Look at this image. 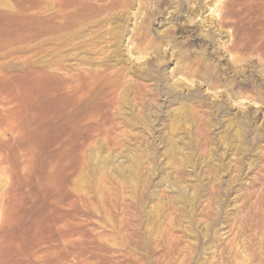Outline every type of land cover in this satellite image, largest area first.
Segmentation results:
<instances>
[{
	"label": "rangeland",
	"instance_id": "obj_1",
	"mask_svg": "<svg viewBox=\"0 0 264 264\" xmlns=\"http://www.w3.org/2000/svg\"><path fill=\"white\" fill-rule=\"evenodd\" d=\"M225 1L115 0L79 26L80 0H0V259L264 264V52L230 51ZM259 1L228 11L264 18ZM79 72L100 84L75 108L114 99L117 144L73 137L59 88Z\"/></svg>",
	"mask_w": 264,
	"mask_h": 264
},
{
	"label": "bare ground",
	"instance_id": "obj_2",
	"mask_svg": "<svg viewBox=\"0 0 264 264\" xmlns=\"http://www.w3.org/2000/svg\"><path fill=\"white\" fill-rule=\"evenodd\" d=\"M56 1V0H55ZM101 1V4L99 5V6H97V7H95L94 8V6H93V8L94 9H92V11H91V14H88L86 11H84V10H82V9H85L86 7H90L89 6V4L88 3H90L89 1H86V0H80V3H79V5L78 6H76V8H77V20H79L78 22H77V24H79V26H80V24H81V22H83L84 20H86V19H88L89 18V16L88 15H92L93 17H98V16H100V15H102V14H104V13H106V12H108L110 9H112V8H114L115 7V4H116V2H115V0H100ZM232 1L233 0H227V1H225L224 3L222 2V6L220 5V6H218V9H217V11L219 12L218 13V20L216 21L217 22V25L219 26V27H221L222 29L226 26H229L230 28H232V37L234 38L233 39V43H232V45L230 46V51H237V53H239L240 51L241 52H244V54L245 53H247V51H250V53H253L254 51H255V53H257V52H264V18H259V17H250V18H248L247 20H243V18H237L236 16L234 17V13L231 11H228V7L229 6H231V4H232ZM245 1V0H244ZM261 1V0H260ZM259 1V2H260ZM122 2V1H121ZM120 2V3H121ZM53 3H55V2H53ZM119 3V4H120ZM123 3V2H122ZM217 3V1L215 2V4ZM126 4V3H125ZM66 3H62L61 4V6H59V7H61V9L60 10H62V11H59L60 13L61 12H63V11H66V10H68L69 9V7H67L68 5H66ZM90 5H91V3H90ZM116 5H118V3L116 4ZM54 6H55V4H54ZM124 6V5H123ZM213 6V5H212ZM211 6V7H212ZM248 6H250V5H248ZM118 7V6H117ZM55 9H56V6L54 7ZM71 8V7H70ZM58 9V10H59ZM75 9V8H74ZM89 9V8H88ZM71 11V10H70ZM89 11V10H88ZM239 12V11H238ZM70 13V12H69ZM68 13V14H69ZM241 13V12H240ZM66 14V13H65ZM64 16V15H63ZM70 16V15H69ZM92 16H90V17H92ZM238 16V15H237ZM241 16V15H240ZM248 16V15H247ZM259 16V15H258ZM264 17V16H263ZM66 18V17H65ZM68 18V17H67ZM66 18V19H67ZM215 18V17H214ZM61 19V18H60ZM62 19H64V18H62ZM65 19V20H66ZM240 19V20H239ZM69 20V19H68ZM262 20V21H261ZM102 21V20H101ZM67 22V21H66ZM66 22H65V24H66ZM93 22V21H92ZM103 22V21H102ZM235 22H237V23H235ZM260 22H263V26H262V24H259V25H261V27H262V30H263V37L262 38H259V39H252V38H250V37H248L247 35H246V31L248 30V29H252L253 28V25L254 24H258V23H260ZM99 24H100V21L98 22ZM69 24V23H68ZM68 24H66V25H68ZM98 25V24H97ZM64 26V25H63ZM75 26V25H74ZM100 25H98L97 27H99ZM76 27H78V25L76 26ZM101 27V26H100ZM63 28V27H62ZM79 28V27H78ZM239 31H240V33H242L243 35H239ZM83 35V34H82ZM102 36H103V33H102ZM103 38H105L104 36H103ZM70 40V39H69ZM99 40V39H98ZM100 42H102V39L100 38ZM105 40V39H104ZM107 40V39H106ZM97 41V40H96ZM95 41V42H96ZM99 42V43H100ZM98 43V42H97ZM107 43V42H106ZM62 44H64V43H62ZM92 44V43H91ZM90 44V45H91ZM96 44V43H95ZM103 44V43H102ZM63 45H61V47H62ZM86 46V45H85ZM92 46H93V44H92ZM108 46V45H107ZM95 47V46H94ZM97 47H100V46H97ZM82 48V47H81ZM95 49V48H94ZM102 49V48H101ZM254 50V51H253ZM229 51V52H230ZM239 51V52H238ZM100 53V52H99ZM242 54V53H241ZM73 55V54H72ZM238 55V54H237ZM239 55H240V53H239ZM261 55V57L262 58H264V53H262V54H260ZM242 56V55H241ZM245 56V55H244ZM85 57V56H84ZM233 57V56H232ZM247 57V56H246ZM246 57H244V58H246ZM260 58V57H259ZM241 59V58H240ZM247 61V60H246ZM78 62V61H77ZM234 62V61H233ZM80 63V62H79ZM242 63H244V62H242ZM239 64V63H238ZM75 65V64H74ZM57 66V65H56ZM239 66V65H238ZM264 66V65H263ZM58 70H60V71H65V69H66V67L64 68V67H56ZM84 70V69H83ZM85 71V70H84ZM96 71V70H95ZM100 71V70H99ZM112 71V70H111ZM121 71V70H120ZM70 73V71L69 70H67V74H69ZM72 73V72H71ZM124 73V72H123ZM106 75H107V73H105ZM102 77V76H101ZM107 78V77H106ZM115 78H116V76H115ZM114 78V79H115ZM102 79V78H101ZM104 80H106L105 78H104ZM123 80V83L125 82L124 81V79H122ZM127 80V79H126ZM99 81H100V73H89V74H86L85 72L84 73H81V72H79V73H77V74H75V75H71L70 76V78L69 79H61V81H60V90H65L66 91V95H64V97L62 98V100L64 101V103H66V105H70V106H72V107H74L73 108V110L71 109V111H69V113L71 114V116L73 117L74 116V118L72 119L73 121H72V123H71V125H70V128H71V131H72V134H73V137L74 138H76V140L78 141V142H87V141H90V143H92V141L94 142V141H98V136L99 135H103V140L104 141H106V143H108V144H113V145H115V144H117V142H119V136H118V133H117V130H118V127L114 124V122H111V121H108V118H106L105 116H103L104 115V113L102 112V111H104V109L106 108V106H111V105H113V104H115L116 102H114L112 99H109V98H107V100H104V101H100V103L98 102L97 104H95L94 105V107H93V109H95V112L94 113H97V116L95 117H93V115H91L90 116V119H87V118H89V117H87V111L83 108V109H81L80 107H77L78 109H76L75 107H76V105L78 106H80V104L82 105V100H83V96L85 95V94H89L93 89L94 90H97L96 88H94L98 83H99ZM110 81L108 80V81H106L105 82V85H107L108 86V83H109ZM118 82V81H117ZM103 83V82H102ZM114 83V82H113ZM128 83H129V81H128ZM134 83V82H133ZM100 84V83H99ZM115 84V83H114ZM125 84V83H124ZM102 85V84H101ZM134 85H135V83H134ZM139 85V84H138ZM125 86H127V85H125ZM133 86V85H132ZM136 86V85H135ZM131 87V86H130ZM137 87V86H136ZM98 88V87H97ZM109 88V87H108ZM134 88V87H133ZM139 88V87H138ZM105 89V88H104ZM113 89V88H112ZM117 89V88H116ZM124 89H126V88H124ZM102 90V89H101ZM131 90V89H130ZM134 90V89H133ZM104 91V90H103ZM129 91V90H128ZM142 91V90H141ZM95 92V91H94ZM102 92V91H101ZM108 92V91H107ZM115 92V91H114ZM135 92H137L136 90H135ZM139 92H140V90H139ZM143 92H144V90H143ZM159 92V91H158ZM96 93V92H95ZM103 93V92H102ZM101 93V94H102ZM133 93V92H132ZM98 94L100 95V93L98 92ZM113 94H115V93H113ZM112 94V90H111V95H113ZM137 94V93H136ZM136 94H135V96H136ZM144 94V93H143ZM108 95H110L109 93H108ZM107 95V96H108ZM140 95V94H139ZM138 95V96H139ZM92 96V95H91ZM104 96V95H103ZM103 96H101V97H103ZM154 96V95H153ZM95 97V96H94ZM116 97V96H115ZM114 97V98H115ZM140 97V96H139ZM141 97H142V95H141ZM90 98V97H89ZM100 98V97H99ZM111 98H112V96H111ZM123 98H126V97H122L121 99H123ZM135 98V97H134ZM146 98V97H145ZM104 99V98H103ZM128 99V98H127ZM139 99V98H138ZM143 99V98H142ZM180 99V98H179ZM88 100V99H87ZM91 100V99H90ZM102 100V99H101ZM119 100V99H118ZM135 100V99H134ZM133 100V101H134ZM153 100H154V97H153ZM126 101V100H125ZM141 102H143V101H141ZM62 103V102H61ZM86 103H87V101H86ZM93 103V102H92ZM96 103V102H95ZM146 103V102H145ZM140 104V103H139ZM153 104V103H152ZM151 104V105H152ZM88 105V104H87ZM87 105H85L84 104V106L86 107ZM92 105V104H91ZM90 105V106H91ZM141 105V104H140ZM90 106H89V108H90ZM116 107H117V104L115 105ZM114 106V107H115ZM138 106V105H137ZM144 106V105H143ZM141 107V106H140ZM213 107H215V106H213ZM212 107V108H213ZM187 108V107H186ZM114 109V108H113ZM70 110V109H69ZM112 110V109H111ZM186 110V109H185ZM189 110H191V109H189ZM193 110V109H192ZM215 110V109H214ZM217 110V109H216ZM220 110V109H219ZM106 111V110H105ZM122 111V110H121ZM179 112V111H178ZM102 113V114H101ZM109 113H111L110 111H109ZM109 113H107V115H108V117L110 116L109 115ZM141 113L142 112H140V116H141ZM89 114V113H88ZM212 114H214V113H212ZM212 114H211V116H212ZM90 115V114H89ZM95 115V114H94ZM183 115V114H182ZM221 115V114H220ZM118 116V115H117ZM214 116V115H213ZM69 117V116H68ZM112 117H113V115H112ZM182 117V116H181ZM193 117V116H192ZM217 117V116H216ZM211 118V117H210ZM135 119V118H134ZM187 119V118H186ZM207 119V118H206ZM217 119V118H216ZM117 120V119H116ZM190 120H192V119H190ZM189 120V121H190ZM197 120V119H196ZM195 120V121H196ZM218 120V119H217ZM114 121V120H113ZM118 121V120H117ZM116 121V122H117ZM202 121V120H201ZM206 121V120H205ZM214 121H216L215 120V118H214ZM119 122V121H118ZM175 122V121H174ZM173 122V123H174ZM178 123H181V122H179V121H177ZM183 123H184V120L182 121ZM203 122V121H202ZM208 122V121H207ZM216 122H218V121H216ZM121 123V122H120ZM192 123V122H191ZM209 123V122H208ZM212 123V122H211ZM207 124V123H206ZM218 124V123H217ZM210 125V124H209ZM242 125V124H241ZM124 126V125H123ZM211 126H212V124H211ZM215 127V126H214ZM120 128H121V126H120ZM242 128V127H241ZM119 131V130H118ZM120 131H121V129H120ZM125 131V130H124ZM121 132H123V131H121ZM122 134V133H121ZM125 135V134H124ZM229 135V134H228ZM121 136V135H120ZM231 136V135H230ZM233 136V135H232ZM244 136V135H243ZM228 138V137H227ZM233 138V137H232ZM124 140V139H123ZM230 140V139H229ZM233 141L235 140V139H232ZM124 142V141H123ZM228 142V141H227ZM226 142V143H227ZM119 145V144H118ZM175 148V147H174ZM176 152V151H175ZM148 156V155H147ZM152 158V157H151ZM147 160H149V159H147ZM188 160H190V159H188ZM148 163V162H147ZM150 164V163H149ZM181 165V164H180ZM144 167H146L145 166V164H144ZM222 167V166H221ZM178 169V168H177ZM211 170H213V169H211ZM210 170V171H211ZM147 173V172H146ZM210 173V172H209ZM178 174V173H177ZM209 175V174H208ZM262 176V175H261ZM148 177V176H147ZM263 177V176H262ZM211 179V178H210ZM257 182V181H256ZM182 183V182H181ZM253 184V183H252ZM257 184V183H256ZM217 185V184H216ZM251 186V185H250ZM214 187V186H213ZM219 187V186H218ZM229 187V186H228ZM211 188V187H210ZM200 189V188H199ZM260 189V188H259ZM262 189V188H261ZM263 189H264V186H263ZM197 190V189H196ZM224 190V189H223ZM229 190H230V188H229ZM255 190V189H254ZM253 190V191H254ZM214 192V191H213ZM223 193V192H222ZM212 194V193H211ZM227 194V193H226ZM258 194V193H257ZM260 194H261V192H260ZM224 195V194H223ZM262 195V194H261ZM253 196V195H252ZM246 197V196H245ZM244 197V198H245ZM252 199V198H251ZM262 198L261 197H259V199H258V201H260ZM210 202V201H209ZM248 202V201H247ZM257 202V201H256ZM261 203V202H260ZM252 204H253V202H252ZM208 205V204H207ZM206 205V206H207ZM263 205H264V203H263ZM248 207V206H247ZM250 207H251V205H250ZM260 207V206H259ZM251 209H253V208H251ZM255 209V208H254ZM259 210V209H258ZM241 211V210H240ZM256 212V211H255ZM259 213V212H258ZM257 214V213H256ZM249 215H250V212H246L245 213V217L246 218H249ZM258 216H259V214H258ZM260 220V219H259ZM244 221V220H243ZM246 221V220H245ZM251 221V220H250ZM264 221V220H263ZM251 228V227H250ZM252 235V234H251ZM173 236V235H172ZM7 243V242H6ZM5 243V244H6ZM8 244V243H7ZM15 244H16V242H15ZM17 245V244H16ZM18 246V245H17ZM22 246H24V245H22ZM2 247V246H1ZM0 247V248H1ZM9 247H11L10 245H9ZM9 247H8V249H9ZM6 248V247H5ZM12 248V247H11ZM19 248H23V247H20L19 246ZM4 250V249H3ZM14 250V249H13ZM19 250V249H18ZM25 250V249H24ZM23 250V251H24ZM246 250V249H245ZM5 251V250H4ZM10 251V250H9ZM171 251V250H170ZM11 252L13 253L14 251H12L11 250ZM10 252V253H11ZM20 252V251H19ZM3 253V252H2ZM19 255V254H18ZM5 256V255H4ZM14 256V255H13ZM2 257H3V255H2ZM9 257V256H8ZM24 257V256H23ZM22 257V258H23ZM11 258H13V257H11ZM2 259H4V257L2 258ZM2 259H0V264H6ZM9 259H10V257H9ZM9 259H8V262H9ZM12 260V259H11ZM22 260V259H21ZM21 260H20V262H21ZM25 262V261H24ZM40 262V261H39ZM38 263V262H37ZM10 264V263H9ZM20 264V263H19Z\"/></svg>",
	"mask_w": 264,
	"mask_h": 264
}]
</instances>
